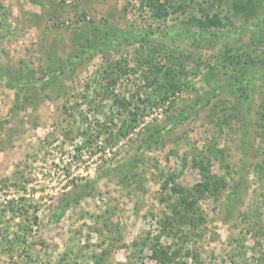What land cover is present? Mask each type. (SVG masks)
<instances>
[{"label": "rangeland", "instance_id": "374dc122", "mask_svg": "<svg viewBox=\"0 0 264 264\" xmlns=\"http://www.w3.org/2000/svg\"><path fill=\"white\" fill-rule=\"evenodd\" d=\"M0 264H264V0H0Z\"/></svg>", "mask_w": 264, "mask_h": 264}]
</instances>
